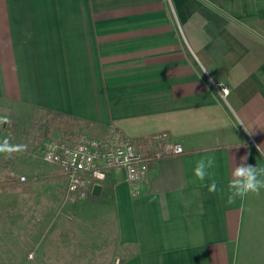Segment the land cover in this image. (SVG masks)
I'll use <instances>...</instances> for the list:
<instances>
[{"label":"crops","instance_id":"1","mask_svg":"<svg viewBox=\"0 0 264 264\" xmlns=\"http://www.w3.org/2000/svg\"><path fill=\"white\" fill-rule=\"evenodd\" d=\"M14 107L115 129L143 154L184 147L150 162L136 197L108 171L90 198L109 200L105 264H264V189L230 203L227 187L241 157L264 168V0H0V129Z\"/></svg>","mask_w":264,"mask_h":264},{"label":"rangeland","instance_id":"2","mask_svg":"<svg viewBox=\"0 0 264 264\" xmlns=\"http://www.w3.org/2000/svg\"><path fill=\"white\" fill-rule=\"evenodd\" d=\"M81 129L38 109L14 107L1 120L9 151L0 152V264H105L112 256L113 236L101 230L109 200L71 201L64 171L42 160L46 141Z\"/></svg>","mask_w":264,"mask_h":264},{"label":"built area","instance_id":"3","mask_svg":"<svg viewBox=\"0 0 264 264\" xmlns=\"http://www.w3.org/2000/svg\"><path fill=\"white\" fill-rule=\"evenodd\" d=\"M217 86L224 97L229 94L226 84ZM183 153L185 149L181 144L167 141L160 152L143 154L122 133L109 129L101 135L81 132L69 139H50L44 144L42 160L66 173L68 198L79 201L87 199L91 188L106 181L108 171L116 168L125 171L126 181L134 186L133 196H139V185L150 177L151 161ZM33 257L30 254V258Z\"/></svg>","mask_w":264,"mask_h":264},{"label":"clouds","instance_id":"4","mask_svg":"<svg viewBox=\"0 0 264 264\" xmlns=\"http://www.w3.org/2000/svg\"><path fill=\"white\" fill-rule=\"evenodd\" d=\"M238 125H243L245 131L249 134L252 132L244 124V122L238 121ZM258 151L264 155V150L261 149L260 145H257ZM9 151L7 141L0 143V152ZM247 157H241L240 163L237 164L234 170L231 171V176L228 182V200L229 202H234L237 198H244L250 193H259L261 189H264V168H258L257 166H251L246 164ZM215 165L214 156H206L197 161L194 167L193 174L200 180L204 181L207 177H210V170L213 169ZM217 184L213 181L210 185V190L215 191Z\"/></svg>","mask_w":264,"mask_h":264},{"label":"trees","instance_id":"5","mask_svg":"<svg viewBox=\"0 0 264 264\" xmlns=\"http://www.w3.org/2000/svg\"><path fill=\"white\" fill-rule=\"evenodd\" d=\"M46 113L48 115H51V116L55 117L58 120H61V121H65V120H76V119L71 118V117H69V116H67L65 114H62V113H55V112H52V111H48ZM102 184H103V182H102ZM89 198H94L93 195H92V188H91V190L89 192Z\"/></svg>","mask_w":264,"mask_h":264},{"label":"water","instance_id":"6","mask_svg":"<svg viewBox=\"0 0 264 264\" xmlns=\"http://www.w3.org/2000/svg\"><path fill=\"white\" fill-rule=\"evenodd\" d=\"M103 190V184L101 183H96L92 189V195L95 198H99L101 196Z\"/></svg>","mask_w":264,"mask_h":264}]
</instances>
